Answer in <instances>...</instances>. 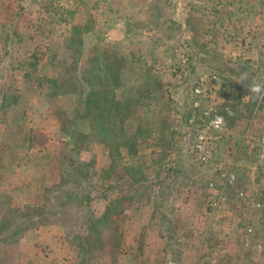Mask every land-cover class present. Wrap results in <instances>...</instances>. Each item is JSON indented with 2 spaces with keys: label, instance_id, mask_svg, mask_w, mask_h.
<instances>
[{
  "label": "rangeland",
  "instance_id": "obj_1",
  "mask_svg": "<svg viewBox=\"0 0 264 264\" xmlns=\"http://www.w3.org/2000/svg\"><path fill=\"white\" fill-rule=\"evenodd\" d=\"M254 79L264 0H0V264H264Z\"/></svg>",
  "mask_w": 264,
  "mask_h": 264
},
{
  "label": "clouds",
  "instance_id": "obj_2",
  "mask_svg": "<svg viewBox=\"0 0 264 264\" xmlns=\"http://www.w3.org/2000/svg\"><path fill=\"white\" fill-rule=\"evenodd\" d=\"M243 79H247V76L245 75L242 80L238 81V82H243ZM251 92L255 94V96L257 98H264V81H257V80H253L252 81V85L250 88ZM217 120L222 121L223 117H217Z\"/></svg>",
  "mask_w": 264,
  "mask_h": 264
},
{
  "label": "trees",
  "instance_id": "obj_3",
  "mask_svg": "<svg viewBox=\"0 0 264 264\" xmlns=\"http://www.w3.org/2000/svg\"><path fill=\"white\" fill-rule=\"evenodd\" d=\"M92 56H93V55H92ZM93 58L96 60V57H95V56H93ZM107 67H108L107 65H104V66H103V68H106V69H107ZM106 73H109V70H106ZM51 81H52L53 83H56V82H57V80H55V79H52Z\"/></svg>",
  "mask_w": 264,
  "mask_h": 264
},
{
  "label": "crops",
  "instance_id": "obj_4",
  "mask_svg": "<svg viewBox=\"0 0 264 264\" xmlns=\"http://www.w3.org/2000/svg\"><path fill=\"white\" fill-rule=\"evenodd\" d=\"M263 178H264V176H263Z\"/></svg>",
  "mask_w": 264,
  "mask_h": 264
}]
</instances>
